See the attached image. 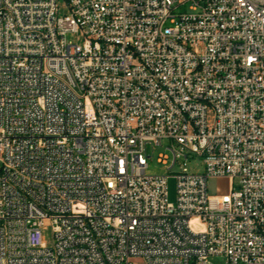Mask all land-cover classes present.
<instances>
[{
	"label": "built area",
	"instance_id": "built-area-1",
	"mask_svg": "<svg viewBox=\"0 0 264 264\" xmlns=\"http://www.w3.org/2000/svg\"><path fill=\"white\" fill-rule=\"evenodd\" d=\"M65 1L0 0V264H264V0Z\"/></svg>",
	"mask_w": 264,
	"mask_h": 264
},
{
	"label": "rangeland",
	"instance_id": "rangeland-1",
	"mask_svg": "<svg viewBox=\"0 0 264 264\" xmlns=\"http://www.w3.org/2000/svg\"><path fill=\"white\" fill-rule=\"evenodd\" d=\"M189 3L181 6L179 11L184 12H192L189 7ZM70 13V9L65 0H59V11L58 14L63 16ZM67 40L78 43L83 41V35L81 31H70L67 33ZM172 145L170 139H163L160 144L157 145H147V152L150 155L148 159V165L146 168L147 173L149 174H165L169 175L167 179V188L169 192L170 201H174L176 199V177L175 175L181 169V164L186 162L187 168H189L192 172H203L205 170L203 157L197 154H189L187 160L184 157H180L176 160L175 164L171 166L173 160L172 151L169 147ZM167 156L166 161H162V156ZM216 183L215 179H212L209 183V190L213 191V185ZM221 188H226V183L224 180L219 181ZM53 241V231L50 224H46L42 230V245L50 246ZM212 261L215 264H222L223 258L219 256L211 257Z\"/></svg>",
	"mask_w": 264,
	"mask_h": 264
},
{
	"label": "bare ground",
	"instance_id": "bare-ground-1",
	"mask_svg": "<svg viewBox=\"0 0 264 264\" xmlns=\"http://www.w3.org/2000/svg\"><path fill=\"white\" fill-rule=\"evenodd\" d=\"M218 180H219V181H220V180H224V182L226 183V188H225V189L228 188V181H229V179H228L227 177H219ZM215 181H216V180H215Z\"/></svg>",
	"mask_w": 264,
	"mask_h": 264
}]
</instances>
